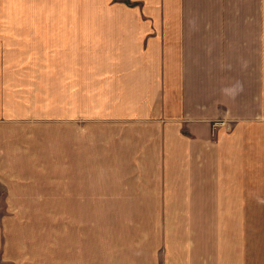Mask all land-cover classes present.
<instances>
[{
    "label": "crops",
    "instance_id": "1",
    "mask_svg": "<svg viewBox=\"0 0 264 264\" xmlns=\"http://www.w3.org/2000/svg\"><path fill=\"white\" fill-rule=\"evenodd\" d=\"M24 52L71 54L75 144L60 231L0 198V264H264V0H0L1 116Z\"/></svg>",
    "mask_w": 264,
    "mask_h": 264
},
{
    "label": "rangeland",
    "instance_id": "2",
    "mask_svg": "<svg viewBox=\"0 0 264 264\" xmlns=\"http://www.w3.org/2000/svg\"><path fill=\"white\" fill-rule=\"evenodd\" d=\"M8 55H5V60ZM69 55L61 52L48 54L47 62L52 63L53 67L33 68V64H36L35 54L22 53V67L14 70L19 74L17 80L20 82L14 86L12 81L11 86L7 87L4 116H1L3 102L0 85V119L5 120V140L9 141L5 152V191L0 184V198L6 205V215L17 216V210L21 211L20 222L26 221V226H32L27 229L29 236L46 238L50 232L46 229V221L54 223L55 231H60L61 209L54 208L47 212L49 205L46 200H53L55 207L61 205L63 143L66 140L75 144L72 134L68 139L67 131L73 125L67 120L63 121L62 115V92L67 82L63 79V72L73 71L62 68L63 62L69 61ZM36 56L38 62L47 64L45 53ZM37 207L39 211L33 209L32 213L25 214L28 212L24 211L26 208L32 210Z\"/></svg>",
    "mask_w": 264,
    "mask_h": 264
}]
</instances>
